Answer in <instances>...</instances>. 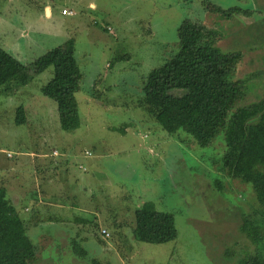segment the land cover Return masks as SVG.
Returning a JSON list of instances; mask_svg holds the SVG:
<instances>
[{"label": "rangeland", "instance_id": "rangeland-1", "mask_svg": "<svg viewBox=\"0 0 264 264\" xmlns=\"http://www.w3.org/2000/svg\"><path fill=\"white\" fill-rule=\"evenodd\" d=\"M208 1L254 13L226 19ZM185 19L217 29L221 48L241 51L246 101L264 97V0H0V46L30 64L73 37L83 72L73 131L62 129L57 102L41 91L53 66L0 95V187L14 204L3 213L25 221L37 264H236L256 249L240 225L261 218L259 203L250 183L220 171L224 134L193 146L140 103L148 73L174 52ZM20 105L28 121L17 125ZM137 208L174 213L176 239H135Z\"/></svg>", "mask_w": 264, "mask_h": 264}, {"label": "trees", "instance_id": "trees-1", "mask_svg": "<svg viewBox=\"0 0 264 264\" xmlns=\"http://www.w3.org/2000/svg\"><path fill=\"white\" fill-rule=\"evenodd\" d=\"M205 6L226 19L237 14L251 16L254 13L252 9L241 6L225 8L210 1ZM177 34L174 52L161 66L148 73L140 103L167 132L175 134L178 139L180 131L187 133L193 146L196 143L209 147L218 134H224L226 150L220 171L253 186L261 215L256 220L245 218L240 225V231L256 249L244 252L236 264H264V97L246 101L248 80L237 78L243 53L221 48L217 29H210L199 20L185 19ZM75 53L76 40L73 37L30 64L21 62L0 46V95L11 88L12 82L28 84L36 75L53 66L54 76L41 91L57 102L62 129H78L81 118L76 94L82 89L83 72ZM176 91L183 93H174ZM27 121L24 106H18L16 124ZM215 185L224 189L220 179ZM12 208L14 204L8 197L7 188L1 186L0 264H37L38 252L28 235L25 221L17 213H3ZM134 214L131 234L135 239L161 244L178 236L174 213L137 208ZM80 252L87 254L83 248ZM93 262L97 264V261Z\"/></svg>", "mask_w": 264, "mask_h": 264}, {"label": "built area", "instance_id": "built-area-1", "mask_svg": "<svg viewBox=\"0 0 264 264\" xmlns=\"http://www.w3.org/2000/svg\"><path fill=\"white\" fill-rule=\"evenodd\" d=\"M63 13H64V14H71V15L76 14L75 11H73V10H67V9H63ZM108 29L112 30L111 27H108ZM86 153L91 154L90 151H86ZM59 154H60V153H59L58 150H54V151H53V156H56V155H59ZM9 155H10V154H9ZM102 234H104L105 236H109V233H108V231H107L106 229H103Z\"/></svg>", "mask_w": 264, "mask_h": 264}, {"label": "crops", "instance_id": "crops-1", "mask_svg": "<svg viewBox=\"0 0 264 264\" xmlns=\"http://www.w3.org/2000/svg\"><path fill=\"white\" fill-rule=\"evenodd\" d=\"M45 9H46V12H47V16L51 17L52 14H53L52 7L46 4V5H45ZM71 10H73V9H71ZM87 184H88V183H87ZM86 186H88V185H86V183H85V187H86ZM53 200H54V199H53Z\"/></svg>", "mask_w": 264, "mask_h": 264}]
</instances>
